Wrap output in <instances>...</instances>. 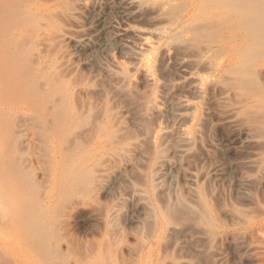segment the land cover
<instances>
[{
    "label": "rangeland",
    "instance_id": "374dc122",
    "mask_svg": "<svg viewBox=\"0 0 264 264\" xmlns=\"http://www.w3.org/2000/svg\"><path fill=\"white\" fill-rule=\"evenodd\" d=\"M114 1L0 0V264H264V0H142L112 17L163 7L152 44H78ZM180 54L202 79L182 163L157 111Z\"/></svg>",
    "mask_w": 264,
    "mask_h": 264
},
{
    "label": "bare ground",
    "instance_id": "6f19581e",
    "mask_svg": "<svg viewBox=\"0 0 264 264\" xmlns=\"http://www.w3.org/2000/svg\"><path fill=\"white\" fill-rule=\"evenodd\" d=\"M113 1L114 0H111V2H113ZM115 1H114V5L111 3L113 5L111 8L112 14H110L111 12L108 14L106 12V10H103L100 12L98 11L95 18L93 19L92 23L90 24L89 28L88 29L86 28L87 29L86 31L80 30L81 32H79V34L76 36V42L78 44H84L88 41H94V40H97L98 38H101L103 36H108L111 28L116 27L117 32H115V35L111 36L112 39L119 37L122 40H124L123 43L131 44V45H134L135 47L142 48V47L146 46L145 44L149 45V43L151 42V41H149L150 36L153 38L158 37L162 33H167L170 30L169 27L161 25L164 22V17L160 16L162 11H164L163 10L164 8L161 6L156 7L154 10L155 11L154 13L156 14V16L153 19L154 20L153 24L156 25L155 28L151 29L148 27H144L142 25V23L141 24L138 23V25H135L134 23H133L134 25L133 24L131 25V23L130 24L127 23L123 27L122 26L118 27L117 26L118 22H117L116 18L112 17L113 14L118 12V13L123 14L124 16H129V15L135 13L134 17L136 20H134V21H137L138 16L141 15V13H138V12L143 7V4H142V0H115ZM150 7H151V5H150ZM153 8H154V5H153ZM156 10L161 11V13L160 14L157 13ZM72 17H74V16H72ZM75 17L73 18L74 20H75ZM153 20H152V22H153ZM136 24H137V22H136ZM76 27H78V26H76ZM130 32L134 33L136 35V37L135 38H132L131 36L126 37L127 36L126 34L130 33ZM59 34H58V36H59ZM63 36H65V35H63ZM63 36H61V37H63ZM146 41H148L149 43L148 42L145 43ZM152 41H153V43L155 42L154 40H152ZM150 44H152V43H150ZM173 48L172 47L165 48L164 54L166 56L170 57V54H171L170 52ZM132 56H133V59H135V60L142 59L143 53L140 52L139 50H134ZM196 61L194 59H192L190 56H188L187 54L181 55V56L176 58V60H175V65H176V70H177V74H176L177 76L176 77L178 79L176 84L178 87H181V89H180L181 92H175V93H172L171 95L169 94L170 95L168 98L169 105L158 107V110H157L158 114L160 116L167 118V120L170 123H172V125H173V130H172L173 136L172 137L175 141V146H173V152L178 157V160L180 161V163H182L181 159L185 158V156L187 157V155L189 154V152L191 150V145H192V141H193V128H194L193 126H195L194 124H195L196 119H197L196 110H197L198 105H197V102L194 100L193 95L197 94L200 91V88L202 85V79L200 78L199 73L196 71V68H195V66L197 64ZM67 62H68V60H67ZM67 62H66V64H67L66 66H68ZM81 92L83 94L85 93L83 91H81ZM79 95H80V93H79ZM125 111L122 112L124 115L123 119H125V117H127L128 119L126 118V120H129L130 116H128L127 112H125ZM169 113H170V117H169ZM120 118H121V116H120ZM125 121L123 120L122 122H124V124H126V122H128V121H126V122ZM125 127L127 128V126H125ZM121 128H123V127H121ZM122 132H124V131H122ZM137 146H138V144H135L136 148H137ZM158 158H157L158 160L156 161L155 169L160 170L165 161L163 159H160V157H158ZM187 174H188L187 171L184 170L183 168H181L180 178L182 180L186 179ZM203 239L201 238V240H203ZM181 243H182V241H181ZM181 243H180V245H181ZM183 243H184V241H183ZM199 249H200V247H198V251H199Z\"/></svg>",
    "mask_w": 264,
    "mask_h": 264
}]
</instances>
